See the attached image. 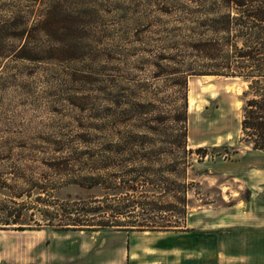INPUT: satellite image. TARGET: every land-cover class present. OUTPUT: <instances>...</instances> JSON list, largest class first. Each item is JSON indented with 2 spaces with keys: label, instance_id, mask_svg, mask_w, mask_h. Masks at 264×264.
<instances>
[{
  "label": "rangeland",
  "instance_id": "obj_1",
  "mask_svg": "<svg viewBox=\"0 0 264 264\" xmlns=\"http://www.w3.org/2000/svg\"><path fill=\"white\" fill-rule=\"evenodd\" d=\"M55 4L75 26L60 38L35 26ZM199 8V0H0V212L20 213L0 223V264L18 261L27 232L41 226L58 234L77 223L98 238L117 227L101 220L193 226L195 264H220L227 230H264V148L241 139L247 84L193 74ZM184 93L182 144L177 125L154 116L172 114Z\"/></svg>",
  "mask_w": 264,
  "mask_h": 264
},
{
  "label": "trees",
  "instance_id": "obj_2",
  "mask_svg": "<svg viewBox=\"0 0 264 264\" xmlns=\"http://www.w3.org/2000/svg\"><path fill=\"white\" fill-rule=\"evenodd\" d=\"M206 4L207 0H199L200 8L196 11L197 23L202 29L195 30L197 37L193 39V74L240 76L246 81V88L242 92L241 139L251 142L253 147L264 148V0H209V4ZM59 14L55 4L44 12L35 26L50 38H60L68 27L74 31L75 26L68 25L66 16ZM60 43V53L70 49L68 45L67 49L62 46L66 45L63 40ZM25 47L26 44H23L20 51H24ZM186 82V75H183V89ZM181 98V104L172 114L161 112L154 118L165 123L171 120L177 125V139L184 144L188 117L186 94ZM195 149L206 153L204 146ZM0 182L1 186L6 185L4 180ZM19 214L15 207L6 208L5 213L0 212V223H17ZM98 224L116 228L123 226V223L108 220H101ZM15 227L24 228L21 225Z\"/></svg>",
  "mask_w": 264,
  "mask_h": 264
},
{
  "label": "crops",
  "instance_id": "obj_3",
  "mask_svg": "<svg viewBox=\"0 0 264 264\" xmlns=\"http://www.w3.org/2000/svg\"><path fill=\"white\" fill-rule=\"evenodd\" d=\"M66 226L57 231L41 226L31 229L29 245L14 264H195L198 246L193 226L168 229L114 227L99 230ZM20 231H24L21 229ZM87 231V232H86ZM59 237L62 238L59 242ZM2 242V240H0ZM206 251H204L205 253ZM202 253V252H201ZM209 253V252H208ZM212 255H217L211 251ZM220 264H264V230L222 233ZM214 263V258L211 260ZM218 264V263H216Z\"/></svg>",
  "mask_w": 264,
  "mask_h": 264
}]
</instances>
